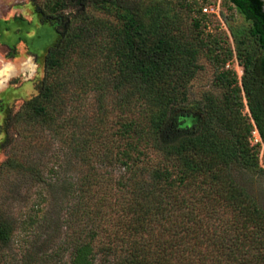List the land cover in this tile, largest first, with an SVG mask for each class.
Instances as JSON below:
<instances>
[{"label":"trees","instance_id":"1","mask_svg":"<svg viewBox=\"0 0 264 264\" xmlns=\"http://www.w3.org/2000/svg\"><path fill=\"white\" fill-rule=\"evenodd\" d=\"M184 1L180 6L191 12ZM228 1L250 20L258 54L236 46L242 86L233 70L217 72L220 90L206 93L207 116L195 130L183 114L170 116L171 107L195 73L200 52L206 49L223 65L233 54L227 50L220 60L218 39H205L198 30L206 15L201 5L186 30L161 6L148 10L146 22L122 0H48L47 10H39L42 18L56 15L60 37L45 54L37 94L26 101L36 117L61 135L70 123L57 116L61 91L66 73L81 59H93L94 69L107 72L122 104L138 114L120 120L106 141L99 128L62 139L87 164L97 154L92 145L103 144L97 160L122 167L124 174L117 182L118 219L100 218L73 245L67 264H264V210L234 178L236 166L264 174L258 145L249 142L253 125L242 113L244 97L264 144L263 2ZM93 176V187L105 184ZM8 235L0 219V242Z\"/></svg>","mask_w":264,"mask_h":264},{"label":"rangeland","instance_id":"2","mask_svg":"<svg viewBox=\"0 0 264 264\" xmlns=\"http://www.w3.org/2000/svg\"><path fill=\"white\" fill-rule=\"evenodd\" d=\"M47 1L0 0V219L9 230L8 239L0 242V264H67L73 245L86 239L100 218L116 220L121 212L122 190L117 189V182L124 175L123 169L97 160L96 155L105 151V146L93 144L97 154L87 164L82 156L70 153L62 140L71 131L88 136L93 128H99L105 138L118 128L120 120L138 115L122 104L121 92L114 89L115 81L107 72L94 69L93 59L71 65V71L65 72L68 78L57 114L70 123L61 135L42 123L26 104L41 85L48 48L60 37L56 15L41 17L39 10H47ZM182 1L122 3L146 22L148 10L161 6L171 20L177 18L182 23L184 30L192 27L191 18L199 16L195 8L211 3L218 6L219 15L206 14L198 30L205 39L208 35L218 39L220 60L227 50L233 54L223 65L212 60L206 49L200 52L195 73L186 78L183 95L170 110V116L183 114L185 124L195 130L207 116L206 93L220 90L217 72L233 70L242 86L243 67L236 46L253 56L258 50L249 36L250 20L228 0H209L207 4L185 0L193 6L191 12L180 6ZM70 11L71 7L65 12ZM243 103L242 113L253 125L244 97ZM257 149L259 166L264 169V144ZM92 176L104 178L105 184L93 187ZM234 178L264 210V174L236 166Z\"/></svg>","mask_w":264,"mask_h":264},{"label":"built area","instance_id":"3","mask_svg":"<svg viewBox=\"0 0 264 264\" xmlns=\"http://www.w3.org/2000/svg\"><path fill=\"white\" fill-rule=\"evenodd\" d=\"M218 10H219L218 6L215 5L214 3L213 4L212 3L207 4L206 6L202 7V12L205 14L219 15ZM249 142L251 143V145L263 144L262 138H261L260 133H259L257 127L255 126V124H253V129L251 130Z\"/></svg>","mask_w":264,"mask_h":264},{"label":"water","instance_id":"4","mask_svg":"<svg viewBox=\"0 0 264 264\" xmlns=\"http://www.w3.org/2000/svg\"><path fill=\"white\" fill-rule=\"evenodd\" d=\"M262 2H263V5H262V7H263V11H264V0H261Z\"/></svg>","mask_w":264,"mask_h":264}]
</instances>
